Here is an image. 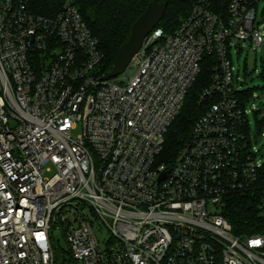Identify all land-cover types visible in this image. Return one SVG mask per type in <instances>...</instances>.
Masks as SVG:
<instances>
[{"label": "built area", "instance_id": "obj_1", "mask_svg": "<svg viewBox=\"0 0 264 264\" xmlns=\"http://www.w3.org/2000/svg\"><path fill=\"white\" fill-rule=\"evenodd\" d=\"M262 2L228 0L221 16L199 0L104 81L72 0L53 18L0 0V264H264V233L237 235L222 215L264 168L247 118L262 127L264 111L242 106L230 55L239 42L263 45ZM206 56L205 110L161 161ZM261 201L264 213V191Z\"/></svg>", "mask_w": 264, "mask_h": 264}, {"label": "trees", "instance_id": "obj_2", "mask_svg": "<svg viewBox=\"0 0 264 264\" xmlns=\"http://www.w3.org/2000/svg\"><path fill=\"white\" fill-rule=\"evenodd\" d=\"M153 0H72L84 22L98 42L102 60L96 68L98 76L107 75L112 68L119 48L128 40L131 27ZM199 0H168L163 19L157 25L165 35L172 34ZM216 13L224 16L228 0H209ZM65 0H27L28 9L39 16L55 17ZM213 59L206 56L201 70L186 95L183 106L170 125L164 139L161 161L169 163L177 150L188 141L197 119L203 114L206 104L200 103L202 90L208 85ZM252 92L239 93L244 107ZM255 114V113H254ZM256 117V114H255ZM256 119V118H255ZM264 191V168L253 189L232 195L226 202L222 215L237 235L249 236L264 233V213L259 206ZM56 248V246L54 245ZM68 259L59 260L61 263Z\"/></svg>", "mask_w": 264, "mask_h": 264}, {"label": "rangeland", "instance_id": "obj_3", "mask_svg": "<svg viewBox=\"0 0 264 264\" xmlns=\"http://www.w3.org/2000/svg\"><path fill=\"white\" fill-rule=\"evenodd\" d=\"M256 22L263 36V45L255 47L248 41L239 42L237 49H232L230 55L234 68V76L242 82L241 89L252 92L246 109H250L253 105L257 110L264 111V2L260 3L257 7ZM126 82L127 79L124 80V83ZM247 118L250 124V134L253 138L256 137V142H253V145L262 154L260 158L264 159V136L261 137V134L264 135V126L259 127L257 125L255 114L250 113ZM79 133L80 130L74 133V137ZM96 236L103 246V243L107 239L106 231H96ZM60 244L61 246L65 245L63 238L60 239Z\"/></svg>", "mask_w": 264, "mask_h": 264}, {"label": "water", "instance_id": "obj_4", "mask_svg": "<svg viewBox=\"0 0 264 264\" xmlns=\"http://www.w3.org/2000/svg\"><path fill=\"white\" fill-rule=\"evenodd\" d=\"M168 0H153L145 11L133 23L128 40L119 48L111 71L102 80L113 79L125 72L133 56L140 50L144 39L157 27L163 19ZM164 173L161 178H165Z\"/></svg>", "mask_w": 264, "mask_h": 264}]
</instances>
